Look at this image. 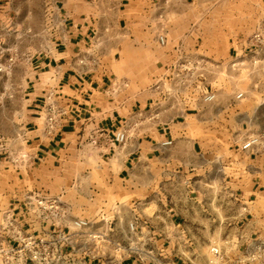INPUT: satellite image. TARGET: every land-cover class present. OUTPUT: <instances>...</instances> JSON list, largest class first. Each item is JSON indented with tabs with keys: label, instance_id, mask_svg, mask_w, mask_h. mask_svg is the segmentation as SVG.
<instances>
[{
	"label": "crops",
	"instance_id": "crops-1",
	"mask_svg": "<svg viewBox=\"0 0 264 264\" xmlns=\"http://www.w3.org/2000/svg\"><path fill=\"white\" fill-rule=\"evenodd\" d=\"M123 1L106 0L118 11V27L136 21L142 9L148 23L152 18L159 22L157 37L165 39L160 46H166L168 34L172 39L181 34L172 47L175 56L158 65L157 79L146 92L131 95L115 91L110 75L102 72L101 45L88 42L86 18L82 26L76 22L55 30L54 41L30 58L22 93L19 154L25 155L27 177L44 178L24 193L61 196L69 215L73 202L94 201L93 227L139 249L124 264H208L209 247L226 236L239 241L238 251L254 240L264 241V63L245 74L241 99L226 92L218 95L213 88L214 100L204 101L212 73L220 66L231 69L245 49L246 35L225 38L224 62L183 56L188 38L197 42L202 34L211 38L218 32L214 28L206 33L195 24L203 0H131L134 6L122 9ZM236 1L241 3L239 12H246L247 0H227L228 7ZM71 2L63 0L67 16ZM7 11L8 2L0 0V32L9 25ZM230 12L225 16H233ZM173 19L184 20L187 28L175 30ZM81 60L89 67H81ZM91 63L99 64L95 68ZM201 72L203 80L197 77ZM53 99L64 114L49 136L43 105ZM125 129L131 133L129 140L113 142V134ZM250 138H257L256 144L243 149ZM21 216L30 225L25 228L49 229L36 215ZM130 223L138 227L134 234Z\"/></svg>",
	"mask_w": 264,
	"mask_h": 264
},
{
	"label": "rangeland",
	"instance_id": "rangeland-1",
	"mask_svg": "<svg viewBox=\"0 0 264 264\" xmlns=\"http://www.w3.org/2000/svg\"><path fill=\"white\" fill-rule=\"evenodd\" d=\"M5 1L8 2L9 25L6 30L0 32V48L3 50V55L0 57V150H2L0 158L7 159H3L4 161L0 163V222L4 210L23 199L26 196L24 190L31 189V183L42 178L38 175L27 177L24 171L25 165L15 162L20 152L17 134L23 126L21 124L24 118L22 93L29 79L30 58L44 51L54 41L55 30H59L64 24L69 27L76 22H79L78 26H82L84 25L82 19L86 18L85 25L90 27L88 42L91 40L97 46L101 45L98 50L102 72L110 75L115 91L126 90L131 95L146 92L148 85L154 83L158 73L156 68L161 62L175 56L172 47L178 44L181 37V34H178L172 39L168 34V43L166 46H160L157 42L159 22L156 18H152L151 23H148V14H142V9L138 12L139 17L136 21L131 19L129 24L118 27V11L107 5L106 0H72V8L69 12L71 14L68 16L64 14L63 0ZM195 1L198 0H187L189 4ZM123 2L122 9L134 6L131 0L129 3L128 0ZM203 2L204 10L195 19V24L197 28L206 30V33L214 28L218 29V32L210 36L211 38L206 37L207 34H202L197 42H192L188 38L183 44L185 46L182 47V54L188 57L198 54L224 62L223 59L228 57L225 38L233 39L238 35L251 33L258 16L264 9V0H247L246 12H239L241 3L238 1L234 2L232 7H228L229 0L228 2L203 0ZM142 7L144 8L140 5V8ZM241 8L244 9V6ZM229 10L233 16L226 17ZM153 13L154 9L150 3V14ZM143 16H145L144 20H142ZM172 21L175 30L188 26L184 20L182 22V19ZM164 24V27L169 28L167 23ZM170 27L173 28L172 25ZM106 28L114 31L106 32ZM195 38L197 36H194ZM79 63L81 67H89L83 60ZM93 64L91 63L90 66L96 68L99 63ZM217 70L212 73L215 77L210 82L212 87L208 86L209 93L213 92L214 88L218 95L226 92L234 98L237 93L246 90L248 81L245 79V72L237 73L221 66ZM82 201L73 202L71 215L88 219L94 225L95 202Z\"/></svg>",
	"mask_w": 264,
	"mask_h": 264
},
{
	"label": "built area",
	"instance_id": "built-area-1",
	"mask_svg": "<svg viewBox=\"0 0 264 264\" xmlns=\"http://www.w3.org/2000/svg\"><path fill=\"white\" fill-rule=\"evenodd\" d=\"M157 39L160 45L165 44L162 35ZM244 42V51L235 57L230 67L234 72L249 75L253 68L264 63V12ZM183 70L190 71V67ZM197 77L204 79L202 72ZM242 97V92L235 95V99ZM203 100H214V94L204 93ZM43 108L44 131L49 136L54 135L64 111L54 99L44 103ZM130 136L129 130L125 129L115 132L112 139L124 144ZM256 142L257 138H250L242 148L249 149ZM24 157L19 154L15 162L22 163ZM17 205L7 207L1 216L0 264H124L125 259L139 250L135 245L124 246L109 234L96 230L88 219L69 215L61 196L29 193L17 201ZM21 214L36 215V220L48 225L49 229L36 232L25 228L29 224L24 222ZM128 228L132 234L138 231L134 223ZM238 250L239 241L226 236L220 244L209 247L208 264H264V241L254 240L243 250Z\"/></svg>",
	"mask_w": 264,
	"mask_h": 264
}]
</instances>
